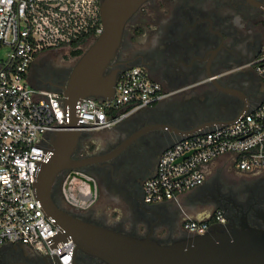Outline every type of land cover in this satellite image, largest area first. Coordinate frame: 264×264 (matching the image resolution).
Listing matches in <instances>:
<instances>
[{"label":"flooded vegetation","instance_id":"flooded-vegetation-1","mask_svg":"<svg viewBox=\"0 0 264 264\" xmlns=\"http://www.w3.org/2000/svg\"><path fill=\"white\" fill-rule=\"evenodd\" d=\"M263 27L264 0L143 3L126 23L106 73L143 66L161 80L168 93L162 101L168 99L170 105H151L111 128L84 133L72 153L78 167L65 166L54 179L51 198L57 209L90 225L150 236L161 245L198 236L185 230L186 214L210 218L218 209L226 222L211 224L201 235L225 234L246 225L264 230V170L212 165L181 207L144 200L145 181L156 173L162 152L180 138V131L229 120L262 101L264 83L255 62ZM87 45L86 40L37 56L28 70L30 85L64 92ZM47 63L53 64L51 77L42 72ZM180 92L183 97H176ZM185 104L190 112L177 109ZM52 136H47V144ZM74 243V264H110ZM0 264L54 263L27 245L7 243L0 248Z\"/></svg>","mask_w":264,"mask_h":264},{"label":"built area","instance_id":"built-area-1","mask_svg":"<svg viewBox=\"0 0 264 264\" xmlns=\"http://www.w3.org/2000/svg\"><path fill=\"white\" fill-rule=\"evenodd\" d=\"M101 1L0 0V248L21 243L54 264H74L75 243L70 236L56 240L64 230L47 216L34 184L39 163L49 156L47 136L65 129L68 112L63 92L31 86L28 70L45 52L82 38L95 40L103 31ZM255 67L264 83V37ZM167 95L143 66L124 68L111 99L77 102L78 129L111 128ZM224 156L238 170H264V98L230 124L196 130L168 146L156 173L144 183L145 202L171 200L181 207L182 195L201 185L208 169ZM225 222L218 209L210 218L186 214L183 226L201 235L211 224Z\"/></svg>","mask_w":264,"mask_h":264},{"label":"water","instance_id":"water-1","mask_svg":"<svg viewBox=\"0 0 264 264\" xmlns=\"http://www.w3.org/2000/svg\"><path fill=\"white\" fill-rule=\"evenodd\" d=\"M146 1L102 0L103 31L80 56L68 78L63 92L68 121L65 129L52 133L49 156L39 163L34 184L47 216L64 230L56 240L70 236L81 248L110 264H264V230L250 225L225 234L198 235L187 241L161 245L150 236L139 238L84 223L58 210L52 201L51 189L59 170L65 166L78 167L72 153L85 132L78 129L77 102L85 97H113L121 69L106 73V68L121 44L126 23ZM235 117L180 131V137L209 126L230 124Z\"/></svg>","mask_w":264,"mask_h":264},{"label":"rangeland","instance_id":"rangeland-1","mask_svg":"<svg viewBox=\"0 0 264 264\" xmlns=\"http://www.w3.org/2000/svg\"><path fill=\"white\" fill-rule=\"evenodd\" d=\"M94 42V40L93 39H90V40H87V48H89V46L92 44ZM56 51L58 50V49H55ZM64 55V53H61V54H59V55H55V56H63ZM66 56V55H65ZM42 72H43V74L45 75V77H51V76H53L54 74H55V71H54V68H53V64H51V63H47V64H45L43 67H42ZM175 91H177V90H175ZM180 94H182L181 92L180 93H178L177 95H176V97H183V96H181ZM162 105H170V101L167 99V100H165V101H161L160 103H157V104H155V105H153V106H151V108H154V107H160V106H162ZM178 108L177 109H179V110H190V108H189V105L188 104H185V106H183V109L182 108H180L179 106H177ZM188 110V111H189ZM190 112V111H189ZM218 165H221V166H223V167H227V163H225V161L223 162V164H221V163H218L217 165H215L214 166V168L215 167H217Z\"/></svg>","mask_w":264,"mask_h":264},{"label":"crops","instance_id":"crops-1","mask_svg":"<svg viewBox=\"0 0 264 264\" xmlns=\"http://www.w3.org/2000/svg\"><path fill=\"white\" fill-rule=\"evenodd\" d=\"M151 76V75H150ZM153 79H155L153 76H151ZM155 80H157V79H155ZM157 81H159L160 83H161V80H157ZM176 88H180V87H176ZM174 90H180V89H174ZM142 110V109H141ZM138 111H140V110H138ZM137 111V112H138ZM136 113V112H135ZM95 131V130H94ZM94 131H87V132H85V133H91V132H94ZM225 161V163H227V165L230 163V161H229V159H228V157H226V156H224V157H220V158H218L216 161H215V163H214V165H217L218 163H221V164H223V162ZM192 191L193 190H190V191H188V192H185L183 195H182V197H181V203H182V205H184V199L188 196V195H190L191 193H192ZM160 203H162V202H159V203H155V204H160ZM163 203H167V204H171V205H173L174 207H177L178 208V206L173 202V201H171V200H168V201H164ZM196 218H199V219H202V218H204V216H203V214L202 213H197L196 215Z\"/></svg>","mask_w":264,"mask_h":264},{"label":"trees","instance_id":"trees-1","mask_svg":"<svg viewBox=\"0 0 264 264\" xmlns=\"http://www.w3.org/2000/svg\"><path fill=\"white\" fill-rule=\"evenodd\" d=\"M84 41H85V38H82V39H80V40H76V41H74V42L72 43L71 46H78V45H80V43H82V42H84Z\"/></svg>","mask_w":264,"mask_h":264}]
</instances>
